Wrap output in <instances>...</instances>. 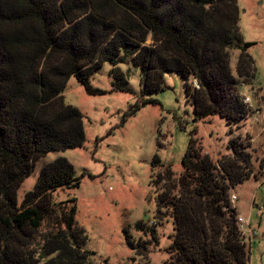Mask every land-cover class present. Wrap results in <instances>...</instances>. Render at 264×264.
Masks as SVG:
<instances>
[{"label":"trees","instance_id":"obj_1","mask_svg":"<svg viewBox=\"0 0 264 264\" xmlns=\"http://www.w3.org/2000/svg\"><path fill=\"white\" fill-rule=\"evenodd\" d=\"M239 23L237 0H0V264H89L87 238L75 225L76 199L53 197L59 189L80 188L67 159L44 166L34 190L17 199L38 160L85 144L83 115L64 102L69 80L102 95L90 83L95 72L132 60L147 85L160 86L165 73H177L196 121L217 116L238 126L251 113L241 85L257 72L248 54L256 44L243 42ZM234 49L241 52L236 74ZM114 74L122 83L112 92L128 91L123 76ZM248 147L232 138L233 156L216 163L190 139L184 174L170 188H180L178 197L169 202L166 191L160 199V215L161 207L169 209L174 225L165 264L249 263L231 201L235 187L251 178ZM160 162L156 157L153 167ZM127 246L142 256L149 252L147 242L129 235Z\"/></svg>","mask_w":264,"mask_h":264},{"label":"rangeland","instance_id":"obj_2","mask_svg":"<svg viewBox=\"0 0 264 264\" xmlns=\"http://www.w3.org/2000/svg\"><path fill=\"white\" fill-rule=\"evenodd\" d=\"M237 4L243 42L256 44L248 54L257 69L255 80L241 85L243 99L249 98L252 107L248 106L251 113L238 126L229 127L217 116L196 121L185 81L177 73H165L160 86L154 82L147 85L146 76L132 60L115 66L105 63L95 72L90 83L93 89L103 91L102 95H89L75 77L69 80L64 102L83 115L85 144L74 150L52 151L38 160L35 171L18 190L17 199L21 203L34 190L44 166L59 158L67 159L80 188L59 189L53 197L56 202L76 199L75 225L87 238L83 249L89 255V264L169 261L167 250L172 245L174 225L169 209L161 207L160 215L159 204L161 196L171 191L173 183L184 174L182 159L191 138L197 140L202 156L216 163L233 156L228 149L230 139L239 136L249 145L245 153L250 155L247 168L251 178L236 186L232 194L239 195L238 211L251 213L254 224H258V209L252 206H264V0H237ZM146 45H153L151 37ZM240 55L238 49L231 51L234 74ZM114 72L123 76L128 91L112 92L122 83ZM133 111L136 114L130 116ZM156 157L161 162L153 167ZM245 166L242 161L241 167ZM161 176L163 181L157 184ZM179 192L178 187L171 191L169 202ZM139 224L144 227L142 231L137 228ZM48 229L47 224L37 241L46 236ZM128 235L135 243L147 242L146 256L127 246ZM247 250L248 264H264V227Z\"/></svg>","mask_w":264,"mask_h":264},{"label":"built area","instance_id":"obj_3","mask_svg":"<svg viewBox=\"0 0 264 264\" xmlns=\"http://www.w3.org/2000/svg\"><path fill=\"white\" fill-rule=\"evenodd\" d=\"M245 104L251 108V100L246 98L244 100ZM239 200V195L233 194L231 197V201L233 205L236 207L237 202ZM255 205V204H254ZM254 209H258V224H254L252 214L243 215L238 211L237 216V228L240 236L241 243L246 248H252L254 240L256 237L260 236V228L264 227V206H252ZM238 210V209H237Z\"/></svg>","mask_w":264,"mask_h":264}]
</instances>
